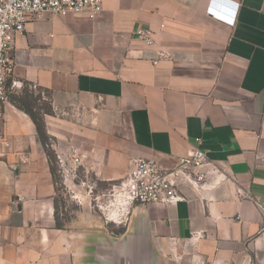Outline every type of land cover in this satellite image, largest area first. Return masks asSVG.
<instances>
[{"label":"crops","instance_id":"crops-1","mask_svg":"<svg viewBox=\"0 0 264 264\" xmlns=\"http://www.w3.org/2000/svg\"><path fill=\"white\" fill-rule=\"evenodd\" d=\"M209 2L102 0L93 18L28 19L8 51L9 81L12 93L25 80L46 91L60 183L33 121L8 99L0 264H264V214L238 193L264 202V0H217L233 21L208 14ZM139 25L154 31L152 46L134 35ZM196 145L215 170L202 188L181 187L188 201L133 203L116 223L89 198L87 178L101 194L132 158L171 169ZM60 159L75 169L63 172ZM57 184L80 199L62 228Z\"/></svg>","mask_w":264,"mask_h":264},{"label":"built area","instance_id":"built-area-1","mask_svg":"<svg viewBox=\"0 0 264 264\" xmlns=\"http://www.w3.org/2000/svg\"><path fill=\"white\" fill-rule=\"evenodd\" d=\"M102 9V0H0V121L3 119L4 105L12 93L16 81H9L12 72V60L9 49L15 37L24 31L30 17L43 12L63 16L70 13H87L95 17ZM206 12L212 16L233 21L235 9L224 8L217 0H210ZM163 27V24H160ZM136 38L146 46L154 44V31L150 27L139 25L133 30ZM154 59L153 63H157ZM0 142L9 146V141L0 127ZM198 144L200 140H197ZM264 169V155L259 157ZM72 162L77 164L80 157L75 156ZM63 172H72L75 168H66L60 159ZM207 168H210L207 170ZM215 170V165L207 159L206 153L196 145L192 153L182 157L171 169L161 168L156 162L143 156L130 160L125 175L110 188L95 196V206L102 210L106 221L125 223L128 220V207L133 204L174 205L179 201H188L190 197L183 193L182 186L189 184L202 188L208 184V177ZM223 178V177H221ZM241 196L254 200L264 214V202H260L248 192L239 191Z\"/></svg>","mask_w":264,"mask_h":264},{"label":"trees","instance_id":"trees-1","mask_svg":"<svg viewBox=\"0 0 264 264\" xmlns=\"http://www.w3.org/2000/svg\"><path fill=\"white\" fill-rule=\"evenodd\" d=\"M8 99L15 107L24 111L33 121L39 140L47 155L54 182L60 183V177L56 173V167H54L56 155L51 148V137L47 134L44 124V115L52 113V106L47 98L46 91L39 86H33L31 82L25 80L22 82L21 92L19 94L10 93ZM59 186L62 187L63 185L60 184ZM54 217L58 228H62L64 221L69 218L66 214L63 216L59 215L57 200L54 202ZM108 227H111V224L108 223ZM122 231L121 229L119 232Z\"/></svg>","mask_w":264,"mask_h":264},{"label":"rangeland","instance_id":"rangeland-1","mask_svg":"<svg viewBox=\"0 0 264 264\" xmlns=\"http://www.w3.org/2000/svg\"><path fill=\"white\" fill-rule=\"evenodd\" d=\"M54 167H56V169L58 168L57 162L54 163ZM58 175L59 173L56 172ZM83 179V178H82ZM88 180V178H87ZM87 180L84 183V186L86 185V187H88V190H91L92 192H88L89 198H94L95 196L99 195V193L101 191L100 186H95V189H90L89 188V183ZM57 188H58V192H57V202H58V213L60 216H63L64 214H66L67 216H69L68 214L71 213V211L77 210L78 209V202H80L79 198L76 199H71L68 196V192L66 191V189L64 188V186L60 187L59 184H57ZM110 188V186H109ZM105 190V188H103ZM98 190V191H97ZM103 190V191H104ZM64 195H67V199L64 197ZM71 207L72 209L68 208ZM69 209V211H68ZM111 224L112 227V223Z\"/></svg>","mask_w":264,"mask_h":264}]
</instances>
